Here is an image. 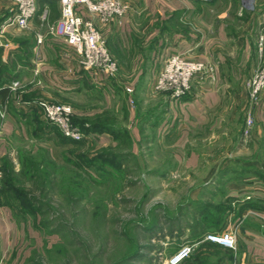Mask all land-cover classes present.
Instances as JSON below:
<instances>
[{
    "label": "rangeland",
    "instance_id": "rangeland-1",
    "mask_svg": "<svg viewBox=\"0 0 264 264\" xmlns=\"http://www.w3.org/2000/svg\"><path fill=\"white\" fill-rule=\"evenodd\" d=\"M211 1L207 4L212 14L216 8L234 10L248 6L251 11L241 8L242 14L255 15L257 22L261 21L260 28L264 27V0ZM13 9L10 0H0V30ZM13 28L0 32V44ZM262 63L260 58L255 70ZM26 79L16 80V92L29 84ZM132 80L126 79L129 84ZM154 83V94L167 96L155 90ZM130 89L128 102L126 93L114 94L117 112L109 114V118L100 117V122L111 121L115 129L125 130L129 125L126 111L136 113L137 98L142 105L146 99L141 88L139 92ZM88 96H77L72 99L75 103L69 99L35 101L56 141L16 138L12 142L20 147L16 163H32L38 172L30 179L25 175L18 178L16 188L28 200L13 201L15 213L0 204V264H169L170 258L186 246L192 251L180 264H255L242 256L236 245L235 249H227L206 241V236L236 232L237 225L247 218L239 212L240 200L256 191L255 182L264 187V128L254 129L252 125L246 136L249 114L244 122L240 112L235 123L220 128V139L208 148L210 156L193 159L164 136L160 125L167 116L162 109L156 111L152 124L147 125L138 142L122 135L117 140L112 138L104 147L92 139L80 141L81 145L59 144L63 135L46 120L38 103L68 106L72 123L88 128L90 119L78 115L85 108L92 110V95ZM1 113L4 120L6 113ZM199 137L200 134L198 141L193 142L198 150ZM34 146L37 150L32 153ZM73 153L92 159L88 173L65 161V156L72 158ZM10 161L1 159L0 189L6 168L13 165ZM214 163L223 167L215 178L207 172Z\"/></svg>",
    "mask_w": 264,
    "mask_h": 264
},
{
    "label": "crops",
    "instance_id": "crops-1",
    "mask_svg": "<svg viewBox=\"0 0 264 264\" xmlns=\"http://www.w3.org/2000/svg\"><path fill=\"white\" fill-rule=\"evenodd\" d=\"M122 1L128 6L125 17L105 23L96 21L116 64L113 77L84 71L77 50L49 32L60 20L56 1L38 0L28 28H13L8 32L0 44V114L6 113L4 120L0 118V162L8 158L15 172L21 170L15 159L20 147L12 144L16 138L30 142L56 141L35 105L39 99L51 102L69 99L75 103L72 99L81 94L92 95V110L85 108L78 115L90 119L88 123L92 126L102 124L118 132L120 129H115L111 121L102 123L99 118L116 114L113 99L117 92L126 93L128 102L127 86L134 92L141 88L146 94L143 105L137 98L136 113L126 111L129 125L125 131L130 140L138 142L147 125L152 124L156 111L162 109L167 116L160 125L164 136L170 137L176 147L185 149V156L193 159L209 157L208 148L220 139L217 135L220 128L235 123L240 112L244 122L251 115L254 129L264 128V92L258 105L247 106L248 91L244 84L260 64L257 44L264 30L255 15L242 14L241 8L251 11L248 6L234 10L216 8L212 14L207 4L211 0ZM173 55L190 57L208 68L207 74L194 80L187 94L176 100L155 95L153 91L157 70ZM22 77L29 84L17 92L12 90L11 84ZM127 77L133 78L130 84ZM198 134L199 150L193 145ZM88 136L87 140H96L103 147L113 140L106 131H92ZM31 150L33 153L37 147ZM222 169V165L214 163L207 172L215 178ZM254 184L256 191L238 205L241 215L247 218L237 225L236 246L252 263L264 264V191L261 189L264 187ZM258 188L261 190L257 191Z\"/></svg>",
    "mask_w": 264,
    "mask_h": 264
},
{
    "label": "built area",
    "instance_id": "built-area-1",
    "mask_svg": "<svg viewBox=\"0 0 264 264\" xmlns=\"http://www.w3.org/2000/svg\"><path fill=\"white\" fill-rule=\"evenodd\" d=\"M59 4L60 20L57 26L49 28L51 34L57 35L71 48L79 53L80 67L84 71H92L100 76H113L116 73V65L109 55L106 42L96 27V21L105 23L111 18H122L128 11V6L122 0H52ZM195 2L197 0H187ZM248 1V0H246ZM14 9L7 17L0 32L15 27L24 30L37 11L38 0H10ZM250 2V1H248ZM258 51L264 62V36L258 40ZM206 64L183 55H173L167 58L154 83L158 92L165 93L170 99H180L187 94L192 87V82L206 75ZM18 82L11 84L15 90ZM250 105L255 107L260 101V95L264 92V63L254 72L246 83ZM131 93V89L126 90ZM46 120L56 127L64 138L72 142L87 140L89 136L72 123L71 108L62 105H53L47 102H39ZM253 121L249 114L244 134L250 132ZM0 172V182H1ZM206 241L227 249H235L236 232L227 231L222 234H209ZM189 246L178 250L169 260V264H180L191 253Z\"/></svg>",
    "mask_w": 264,
    "mask_h": 264
},
{
    "label": "trees",
    "instance_id": "trees-1",
    "mask_svg": "<svg viewBox=\"0 0 264 264\" xmlns=\"http://www.w3.org/2000/svg\"><path fill=\"white\" fill-rule=\"evenodd\" d=\"M38 4V2H37ZM74 124H77L75 122H73ZM78 127L86 134L89 135L90 133H92V131L98 132V133H103L104 131H106L107 133H109L110 135H112L114 140L120 139L122 135H126V131L125 130H119L118 132H115V130H111V128H105L102 126V124H96L93 125L89 124L88 128H84L83 124H77ZM56 130V129H55ZM57 131V130H56ZM127 136V135H126ZM65 140V141H64ZM72 144V145H81V143H74L66 138H64L63 136H60V141L59 144L61 145H67V144ZM84 143V142H82ZM73 157L69 158L65 156V161L73 164L74 166H76L79 169H82L84 171H86L88 173L89 169L92 168V159L86 158L85 156H81V155H77L75 153H73ZM74 158V160H72ZM34 164H29L28 166L25 164L21 165L22 170L18 173L15 172L12 167L6 168L5 170V176H4V180L0 189V204L5 205L9 210H12V213H15L16 208L15 206L12 204L13 201H19L20 203H24V201H27V197L26 194L22 191L19 190L18 188H16L18 185V178L21 175H25L26 177L33 178L34 175L36 176V173L38 172V168H33ZM28 209L30 211H32V209L30 208V206H27ZM17 214V213H16ZM18 215V214H17Z\"/></svg>",
    "mask_w": 264,
    "mask_h": 264
},
{
    "label": "bare ground",
    "instance_id": "bare-ground-1",
    "mask_svg": "<svg viewBox=\"0 0 264 264\" xmlns=\"http://www.w3.org/2000/svg\"><path fill=\"white\" fill-rule=\"evenodd\" d=\"M248 1H250V2H251V0H248Z\"/></svg>",
    "mask_w": 264,
    "mask_h": 264
}]
</instances>
